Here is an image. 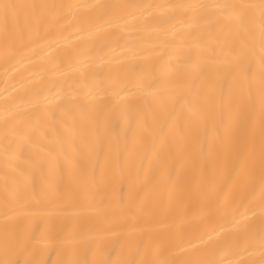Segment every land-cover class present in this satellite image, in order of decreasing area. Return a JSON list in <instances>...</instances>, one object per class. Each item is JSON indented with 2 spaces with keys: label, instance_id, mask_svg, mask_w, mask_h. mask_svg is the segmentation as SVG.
<instances>
[{
  "label": "bare ground",
  "instance_id": "obj_1",
  "mask_svg": "<svg viewBox=\"0 0 264 264\" xmlns=\"http://www.w3.org/2000/svg\"><path fill=\"white\" fill-rule=\"evenodd\" d=\"M0 264H264V0H0Z\"/></svg>",
  "mask_w": 264,
  "mask_h": 264
}]
</instances>
